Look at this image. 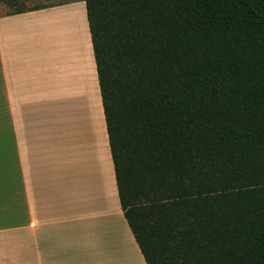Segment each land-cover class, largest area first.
<instances>
[{
    "label": "trees",
    "instance_id": "trees-1",
    "mask_svg": "<svg viewBox=\"0 0 264 264\" xmlns=\"http://www.w3.org/2000/svg\"><path fill=\"white\" fill-rule=\"evenodd\" d=\"M84 1L146 263L264 264V0Z\"/></svg>",
    "mask_w": 264,
    "mask_h": 264
},
{
    "label": "crops",
    "instance_id": "crops-1",
    "mask_svg": "<svg viewBox=\"0 0 264 264\" xmlns=\"http://www.w3.org/2000/svg\"><path fill=\"white\" fill-rule=\"evenodd\" d=\"M0 264H147L120 203L84 0L0 2Z\"/></svg>",
    "mask_w": 264,
    "mask_h": 264
},
{
    "label": "rangeland",
    "instance_id": "rangeland-1",
    "mask_svg": "<svg viewBox=\"0 0 264 264\" xmlns=\"http://www.w3.org/2000/svg\"><path fill=\"white\" fill-rule=\"evenodd\" d=\"M4 0H0V2H3ZM48 4H57L59 2L67 1V0H43Z\"/></svg>",
    "mask_w": 264,
    "mask_h": 264
}]
</instances>
